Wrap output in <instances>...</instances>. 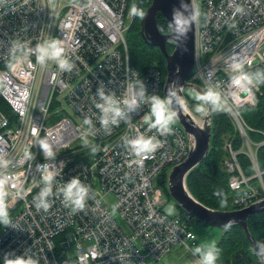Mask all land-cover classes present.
<instances>
[{
    "label": "built area",
    "instance_id": "obj_1",
    "mask_svg": "<svg viewBox=\"0 0 264 264\" xmlns=\"http://www.w3.org/2000/svg\"><path fill=\"white\" fill-rule=\"evenodd\" d=\"M140 0H0V82L1 96L10 105L13 117L0 110V155L12 165L0 174L10 177L9 206L15 208L13 226L0 230V258L7 253L29 254L39 264H148V259L163 260L176 245L191 251L197 236L191 228L193 218L187 214L169 216L162 212L161 190L154 179L167 168L183 163L190 154L188 137L180 127H172L167 136L149 131L142 122L149 110L144 104L132 113L130 123H121L106 134L88 136L99 151L83 146L87 132L85 117L96 129L99 111L97 89L116 93L126 99L131 85L142 82L148 95L164 97L166 77L152 65L145 72L136 70L129 59L125 33L138 20L130 8ZM200 16L195 23V66L189 80L193 84L215 86L227 100V111L236 120L244 146L252 149L264 144L249 139L250 128L241 115L242 108L256 106L261 96L259 85L249 91L231 86L234 63H243L248 73L264 64V0H193ZM240 9V11H237ZM49 37L64 41L71 72L61 71L54 62L36 64L27 57L15 69L12 63L13 41L35 47ZM67 116L48 128L46 118L56 97ZM187 99V98H186ZM188 100V99H187ZM189 102V101H188ZM192 107V106H191ZM193 109V108H192ZM194 117L204 114L192 110ZM38 127V136L32 128ZM262 133V132H260ZM138 134L156 136L161 147L142 164L124 146L125 138ZM45 140L53 157L46 159L38 142ZM29 148L34 159H24ZM233 154L234 170L229 187L235 193L233 206L241 210L264 201V178L258 173L247 176ZM256 169V153L251 151ZM46 165L56 173V189L74 177L91 189L83 211L72 212L62 197L50 198L52 207L37 211L34 197L43 186ZM259 179L257 184H253ZM22 189L20 197L15 195ZM112 196L115 204H107ZM194 236L195 239L189 238ZM74 247V257L66 255ZM198 256H193L196 264ZM263 262L262 260H260ZM259 264V263H257Z\"/></svg>",
    "mask_w": 264,
    "mask_h": 264
},
{
    "label": "clouds",
    "instance_id": "obj_2",
    "mask_svg": "<svg viewBox=\"0 0 264 264\" xmlns=\"http://www.w3.org/2000/svg\"><path fill=\"white\" fill-rule=\"evenodd\" d=\"M240 11V9H237ZM130 14L133 17L143 19L146 15L145 11L135 5L130 8ZM200 13L190 4L184 3L181 0L180 6L172 11L171 21L168 23V28L172 33V39L177 43L187 37L191 26L199 19ZM12 63L9 67L15 69L22 64L24 60L31 56H35L36 64L45 66L49 62H54L61 71L71 72L74 64L70 61L67 55L64 41L58 38L49 37L41 42H37L35 47H31L27 42L13 41L11 46ZM233 75L230 77L231 86L234 88L244 89L249 91L254 85L264 84V72H256L250 74L244 70L243 63H234L232 66ZM132 93L126 99H117L116 93L109 91L107 94L103 86L97 89L98 101L95 104L99 111L98 122L100 129H96L93 120L85 117L83 124L87 126V132L82 137L83 146L90 148L92 153L99 151L96 145L90 143L88 136H96L97 132L102 130L108 134L113 127L123 123H130L132 113L138 112L142 105H149V110L143 115L142 122L147 125L149 131L155 130L159 136H167L172 133V125L176 122L177 112L173 108V94L161 97L159 95H148L146 86L142 82L131 85ZM192 99L196 102L195 111L204 115L208 114L209 108L215 111H224L227 108V100L224 94L215 86H208L203 91H193ZM39 128H32V135L38 136ZM44 157L50 159L53 157V152L50 145L45 140L38 142ZM124 146L136 158L137 164H142L160 147L161 141L156 136H146L138 134L134 138H125ZM24 159L32 160L34 156L29 148L24 149ZM12 165L6 155H0V170L8 169ZM44 167L45 171L42 174L43 186L38 194L34 197V205L37 211L43 210L47 212L52 203L50 198L54 195L62 197L64 205L71 209L72 212L83 211L86 207V202L90 198L91 189L88 185L81 182L79 177H74L67 183L59 186L54 193V181L56 173L48 170L46 165H38ZM9 181L10 177L0 174V225L5 228L13 226L8 205L9 197ZM23 194L22 189H18L15 193L17 197ZM217 196L223 195L220 192L215 193ZM221 205L225 206L226 201L222 200ZM171 211V209L169 210ZM233 222H229L228 227H231ZM195 239L194 236H189ZM254 249L261 256H264V241L257 242ZM31 250H26L22 256H17L14 253H7L3 258V264H39L38 259L29 254ZM193 256H198L196 264H217L220 256V249L215 243H203L191 249Z\"/></svg>",
    "mask_w": 264,
    "mask_h": 264
},
{
    "label": "water",
    "instance_id": "obj_3",
    "mask_svg": "<svg viewBox=\"0 0 264 264\" xmlns=\"http://www.w3.org/2000/svg\"><path fill=\"white\" fill-rule=\"evenodd\" d=\"M181 0H152V4L146 11L141 21V35L150 47H157L166 60L167 78L164 95L173 94V108L177 112V121L188 135L190 155L188 159L174 167L169 174V193L187 214L210 227L228 229L229 222L232 226L241 227L251 241L253 248L257 243L248 228V219L251 215L264 212V201L251 205L242 210H215L198 201L187 188V177L191 171L197 168L208 156L212 138V112L203 116V124L197 125L192 113V107L184 95V88H193L203 91V88L191 83L195 66V23L191 26L187 37L177 43L172 39V33L162 34L157 25V15L160 14L167 23L171 21L172 11L180 6ZM191 4L193 0H184ZM174 44V51L167 49V43ZM259 258L264 261L254 249Z\"/></svg>",
    "mask_w": 264,
    "mask_h": 264
},
{
    "label": "trees",
    "instance_id": "obj_4",
    "mask_svg": "<svg viewBox=\"0 0 264 264\" xmlns=\"http://www.w3.org/2000/svg\"><path fill=\"white\" fill-rule=\"evenodd\" d=\"M145 1L146 2L144 4L147 7L152 3L151 0H145ZM139 5L141 4H138V6ZM136 23L137 22L134 23L132 28L133 27L139 28V24ZM166 28H168V25H166ZM147 47L149 50H152V47L148 45ZM171 47L174 48L173 43ZM148 49H144L141 51L139 50V46H131V48L129 49L130 64L134 68H136V70L142 73L145 72L152 65H156L162 70L163 75L166 77L167 70H166L165 58L162 56L161 52L158 49L157 50L159 54L158 60L152 59ZM170 52L171 51H169V53ZM256 72H264V64L254 68L252 71H250V74H255ZM259 86L262 90V95L259 97L257 106L246 107L242 109V115L245 121L247 122V124L251 128L264 132V84H260ZM0 89H1V85H0ZM2 101L5 102L0 94V109L5 111ZM188 101L190 105L195 108L196 102L192 98H188ZM222 129H226L224 126L223 117L221 115H217L216 111L213 110L212 138H211L210 152L208 156L204 159V162H202L201 165H199L197 168L191 171L190 174L188 175L187 187L190 193L205 206L215 210L229 211V210H233L231 206L233 204L234 196L228 185L229 178L228 179L224 178L223 175L220 173V170H217V161H216V157H219L220 154L219 144L221 142L220 133ZM248 135L249 138L252 141H254V135L257 134L249 132ZM258 136L263 137L262 135H258ZM259 151L261 152L258 153L257 156L258 164L260 169L264 171V146L260 147ZM246 162L247 163L241 162L240 164L243 167V171L245 172V174L251 176L255 173V171L253 169L250 160L249 161L246 160ZM202 165H203L202 169H198ZM197 177L202 179V181L204 182L205 185L204 190H207L205 194L206 196H202V194L197 192L199 190L193 188L194 180ZM219 179H221V182L219 181ZM220 190H224L227 193L228 197L215 195V193L220 192ZM222 200L226 201L225 206L221 205L220 201ZM180 209L182 214H186V212L182 208ZM10 210L11 209L9 208V213H11ZM203 224L207 225L206 223ZM1 228L2 225H0V229ZM248 228L250 234L252 235V237L256 242L264 241V212L251 215L248 219ZM222 230H225V234L216 245L220 249V256L217 261V264H257V263L264 264V262H261L259 256L254 252V248L251 241L246 236L244 230L241 227L232 226L229 227L228 229H222ZM0 264H3V260L1 258H0Z\"/></svg>",
    "mask_w": 264,
    "mask_h": 264
},
{
    "label": "rangeland",
    "instance_id": "obj_5",
    "mask_svg": "<svg viewBox=\"0 0 264 264\" xmlns=\"http://www.w3.org/2000/svg\"><path fill=\"white\" fill-rule=\"evenodd\" d=\"M68 1H73V0H68ZM198 1H202V0H198ZM145 2H146L145 0H142V1L140 0L138 4H141V5H139L138 7L141 8V6H142L141 9H143L145 11V13H146V11L149 9V7H150V5L152 3L147 7L144 4ZM151 2H152V0H151ZM158 15H157V25H158L159 30L161 29L160 32L162 33V31H163L164 34H169L170 30H169V28H166V25H168V24H166L167 22L165 23L166 20L163 18V16H160V15L158 16ZM141 21H142V19L138 17V20L136 22L139 24V28L138 27H133L132 28V26L134 25L133 24L131 26L132 29L130 28V30L125 33V38H126L127 46H128V52H129V49L131 48V46H139V50H141V51L144 50V49H148L147 44L144 42L143 38L141 37ZM168 43H169L168 44L169 51L173 52L174 48L171 47L172 46V42H168ZM154 48L155 47H153L152 50L148 49L149 50V54L152 57V59L158 60V56H159V54L157 52L158 49L157 48L154 49ZM196 85H198V84H196ZM198 86L203 87V85L202 86L198 85ZM260 90H261V88H260ZM193 91H196V90L193 89V88H184L185 97L187 99L188 98H192ZM261 95H262V90H261ZM2 99H3V97H2ZM60 99L61 98L59 96H57L55 101L53 102L51 108L49 109V112H48L49 115L46 118V122H45L46 126L48 128H51V127L55 126L61 119L65 118L67 116H70L72 118L74 117L72 114H70L71 111L69 109L67 110V112H68L67 115L63 114V112L61 111V100ZM5 102L2 101V104L4 105V110L5 111H3L2 109H0V110L5 115H7L8 117H13V113H12L10 107H9L10 105L6 102L9 105L8 106ZM246 107H254V106H246ZM246 107H244V108H246ZM192 108L195 111V108L194 107H192ZM244 108H242V109H244ZM212 114H213V112H212ZM216 114L217 115H221L223 117L224 126L226 128V129H222V131L220 133V136H221V142L219 144L220 154H219V157H216L217 170H220V173L223 175V177L228 179L229 176L232 174V172L234 170L233 154L230 152V149L228 147V145L230 143H232V147H233L234 151L239 152L238 160H240L243 163H247L246 160L247 161L250 160V162H251V159H250L251 151H254L256 153V157H257L258 153L261 152V151H259L260 147L264 146V144L262 146H260L259 148H257V145L256 146H252V149L247 147V146H244L243 138H242V136H241V134L239 132L238 124H237L236 120L233 119V117L230 116V114L228 113L227 109L224 110V111H216ZM241 115H242V110H241ZM242 117H243V115H242ZM197 119L200 120L201 122H203L202 121L203 118H201V119L197 118ZM172 127H180L182 129L179 121H177V120L172 125ZM252 129H254V128H252ZM254 130L259 131V132L258 133L251 132V133H255L257 135H254V141H252L249 138L250 141L252 143H254V142L263 143L264 142V132H262L260 130H257V129H254ZM260 132H262V133H260ZM258 135H262L263 137L258 136ZM240 161H239V163H241ZM251 164H252V162H251ZM203 165L200 166L201 168L199 167L198 169H202ZM252 166H253V164H252ZM174 167H176V166H174ZM174 167L167 168L165 171L159 173L157 175V177L154 179L155 187L158 188L159 190H161L162 195H163V199L166 201L165 203H163L161 205L162 212L167 214V215H169V216L182 215L181 209H180L181 207H179L177 202L170 195L169 188H168V185H169V174H170L171 170ZM253 169H254L255 173L253 175L249 176V177H252V176L256 175L258 173V171H259L260 173L263 174V178H264V171H262L260 169V167H259L258 158H257V161H256V169L254 168V166H253ZM242 170H243V167H242ZM219 181L221 182V179H219ZM228 182H229V180H228ZM257 182H259V179L255 180L253 182V184L255 185V184H257ZM186 183H187V180H186ZM193 188L194 189L196 188L197 190H199L197 192L202 194V196H206L205 194H206L207 190H204V188H205L204 182L199 177L195 178L194 184H193ZM220 193L223 194L221 196L228 197L227 193L224 190H220ZM232 193H233V196L235 197V193L233 191H232ZM234 197H233V199H234ZM7 202H8V205H9V200ZM106 202H107V204L114 205L115 204V199L112 196H109L107 198ZM220 203H221V201H220ZM231 207H232L233 210H236L234 208L233 204H232ZM9 208L11 209L10 210V212H11L10 213V217L12 218L14 213H15V210H14L15 208H11L10 206H9ZM170 209H171V211H169ZM187 215H189V214H187ZM191 228H192L193 232L197 236V244H196V246H199L200 244H203V243H215V245H217L218 242L221 240V238L225 234V230L207 226V225L203 224V222L198 221L195 218H193V221L191 222ZM196 246H194V247H196ZM66 255L69 256V257H74L75 249H74L73 246L69 247L67 249ZM148 264H193V255H192V252L190 250H188L185 246L176 245V246H174L172 248L171 252L163 260L154 261L152 259H148Z\"/></svg>",
    "mask_w": 264,
    "mask_h": 264
},
{
    "label": "bare ground",
    "instance_id": "obj_6",
    "mask_svg": "<svg viewBox=\"0 0 264 264\" xmlns=\"http://www.w3.org/2000/svg\"><path fill=\"white\" fill-rule=\"evenodd\" d=\"M194 120H195V122H196V124L197 125H202V122L200 121V120H198L196 117L194 118ZM203 121V120H202ZM182 130L184 131V129L182 128ZM185 132V131H184ZM185 134H186V132H185ZM187 135V134H186ZM187 137H188V135H187Z\"/></svg>",
    "mask_w": 264,
    "mask_h": 264
},
{
    "label": "flooded vegetation",
    "instance_id": "obj_7",
    "mask_svg": "<svg viewBox=\"0 0 264 264\" xmlns=\"http://www.w3.org/2000/svg\"><path fill=\"white\" fill-rule=\"evenodd\" d=\"M164 34V33H163ZM141 37L143 38V36L141 35ZM143 40H144V42L146 43V41H145V39L143 38ZM168 44L169 43H167V49H168ZM149 46V45H148ZM153 48V47H152ZM155 48H157V47H155ZM158 49V48H157Z\"/></svg>",
    "mask_w": 264,
    "mask_h": 264
},
{
    "label": "crops",
    "instance_id": "obj_8",
    "mask_svg": "<svg viewBox=\"0 0 264 264\" xmlns=\"http://www.w3.org/2000/svg\"><path fill=\"white\" fill-rule=\"evenodd\" d=\"M0 85H1V89H0V94H1V90H2V84H1V82H0ZM1 230V229H0Z\"/></svg>",
    "mask_w": 264,
    "mask_h": 264
}]
</instances>
